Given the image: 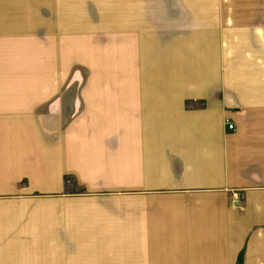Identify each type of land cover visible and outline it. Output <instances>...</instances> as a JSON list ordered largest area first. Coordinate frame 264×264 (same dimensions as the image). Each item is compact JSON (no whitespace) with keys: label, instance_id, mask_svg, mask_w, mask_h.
<instances>
[{"label":"crops","instance_id":"obj_1","mask_svg":"<svg viewBox=\"0 0 264 264\" xmlns=\"http://www.w3.org/2000/svg\"><path fill=\"white\" fill-rule=\"evenodd\" d=\"M0 264H264V0H0Z\"/></svg>","mask_w":264,"mask_h":264},{"label":"built area","instance_id":"obj_2","mask_svg":"<svg viewBox=\"0 0 264 264\" xmlns=\"http://www.w3.org/2000/svg\"><path fill=\"white\" fill-rule=\"evenodd\" d=\"M227 128H228L229 130H231L233 127H232L231 124L227 123ZM234 204H236V205H241V198L236 196V197L234 198Z\"/></svg>","mask_w":264,"mask_h":264},{"label":"rangeland","instance_id":"obj_3","mask_svg":"<svg viewBox=\"0 0 264 264\" xmlns=\"http://www.w3.org/2000/svg\"><path fill=\"white\" fill-rule=\"evenodd\" d=\"M237 206H240L241 207V205H237Z\"/></svg>","mask_w":264,"mask_h":264}]
</instances>
